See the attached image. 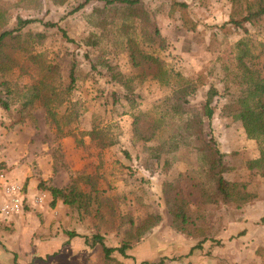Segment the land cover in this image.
<instances>
[{
    "label": "rangeland",
    "instance_id": "obj_1",
    "mask_svg": "<svg viewBox=\"0 0 264 264\" xmlns=\"http://www.w3.org/2000/svg\"><path fill=\"white\" fill-rule=\"evenodd\" d=\"M82 1L0 0V21L4 29L14 27L18 17L36 19L22 31L46 33L43 43H35L31 53L43 54L48 61L60 65L63 86L68 82L71 62L75 61L76 82L67 98L78 100L81 106L79 119L63 129L64 136L58 134L54 122L46 117L39 103L22 108V101H16L9 111H4L9 117L2 119L3 122H19L25 117L41 126L40 136L48 138L56 133L58 138H71L78 151L75 147L67 152L59 149L56 155L59 164L68 166V157L86 158L80 172L97 169L100 186L107 189L119 213L130 214L137 222L152 212L162 216V221L129 250V257L114 253L116 259L127 264L160 260L163 264H264V177L246 164L247 160L259 156L260 146L247 136L242 122L236 118L241 87L238 84L240 69L235 60V45L243 40L260 55L255 66L264 75V26H254L238 18L235 14L237 0H177L185 2L184 7H174L172 0L145 2L166 40V47L144 45V50L157 55L171 72L203 79L190 99L191 106L201 107L209 90L212 87L217 90L212 101L215 112L211 125L229 168L224 178L229 186L235 181H246L248 189L256 194L253 201L241 208L217 206L202 203L198 193L197 184L205 178L198 150L200 140L188 137L178 151L162 154L160 158L152 157L148 147L176 132L184 116L168 112L172 90L150 77L142 82L134 80L131 98L136 103L126 99V91L107 71L110 65L115 73L125 76L136 73L122 45L113 39L118 36L121 15L108 10L107 27H97L99 16L93 8L101 7L103 2L92 1L71 13ZM47 22L58 24L73 41L65 39L58 27H45ZM89 34L97 36V45L84 43ZM25 38L31 39L27 35ZM17 57L19 64L6 72L4 78L20 86L34 83L39 77L37 67L28 56L18 54ZM65 106L55 110L62 113ZM137 111L146 113L148 120L164 115L165 122L156 140L144 142L134 137L132 123ZM93 122L115 141L113 145L102 149L96 146L87 134ZM174 179L180 180L192 207L202 209L208 225L213 227V236L222 243L207 241L202 249L190 252L196 241L173 230L166 214L162 183ZM52 212L51 221L49 216L44 218L38 212H31L33 217L25 216L27 226L22 225L23 218L15 223L0 221V264H117L107 262L100 244L91 245L92 239L86 243L85 238L80 237L74 244L67 239L69 230L91 237L95 229H88L87 223L72 217L66 205ZM32 220L41 228L31 235ZM102 234L106 245L119 246L122 236L116 231H102ZM58 237H62L61 242L64 238V243H46ZM258 248L262 249L261 255L256 253Z\"/></svg>",
    "mask_w": 264,
    "mask_h": 264
},
{
    "label": "trees",
    "instance_id": "obj_2",
    "mask_svg": "<svg viewBox=\"0 0 264 264\" xmlns=\"http://www.w3.org/2000/svg\"><path fill=\"white\" fill-rule=\"evenodd\" d=\"M92 1L103 2L101 7L93 8V12L99 16L95 23L97 27L104 29L107 27L105 16L108 10L121 15L122 22L116 32L118 36L113 39L115 43L122 45L136 73L131 76H125L121 72L115 73L114 67L110 65L107 66V71L126 91L124 94L126 99L136 103L135 99L131 98L135 89L134 80L138 79L142 82L150 77L160 86L169 87L172 90L168 98L170 101L168 112L176 116H184L176 132L161 138L155 146L148 147L152 151V157L160 158L162 154L174 153L185 144L188 137H195L201 142L198 150L205 169L204 180L197 184L201 202L241 208L253 201L256 194L248 189L246 181H235L229 186L224 178V173L229 168L225 164V153L220 149L211 125L215 112L212 101L217 90L214 87L209 90V96L201 107L191 106L190 99L203 84V79L201 77L187 78L180 72H171L157 55L144 50V45L157 46L160 49L166 47V40L153 14L145 6L147 0H83L71 13L81 10ZM237 2L235 14L238 18L254 26H264V0H237ZM171 3L174 7L187 6L185 2L177 0H172ZM34 21H36L34 18L18 17L11 29H4V24L0 21V107L9 111L12 104L18 100L22 101V108L39 103L45 109L46 117L54 122L58 134L64 136L66 132L63 133V129L77 121L81 113L79 101L67 98L76 82V63L74 60L71 62L68 82L63 86L60 65L48 61L43 54L31 53L33 45L43 43L46 38L45 32L24 33L22 31ZM45 27H58L65 39L73 41L58 24L47 22ZM26 35L31 39L25 38ZM95 37L97 36L89 34L84 43L90 46L97 45L98 41ZM235 50V60L240 69L238 84L241 87V94L237 98L240 110L236 118L242 122L247 136L256 140L260 146L259 156L247 160L246 164L249 169L256 170L264 177V75L255 66V61L260 55L243 40L236 43ZM18 54L28 56L31 63L37 67L39 77L34 83L20 86L13 84L11 79L4 78L6 72L19 64ZM64 104L66 106L62 113L55 110L56 107ZM147 116L146 113L137 111L133 115L132 123L134 137L144 142L156 140L165 122L164 115L149 120ZM24 119L26 118L23 117L22 121ZM87 134L101 149L115 143L96 122L92 123ZM99 181L100 175L97 169H94L92 172L75 173L71 182L63 188L48 186L43 182L39 183V187L50 192L52 208L60 200L68 207L72 217L84 224L87 223L88 229H95L91 237L69 230L66 232L69 238L83 237L86 243L92 239L91 245L100 244L107 262L127 264L116 259L113 254L118 253L125 258L129 257V250L162 221V216L152 212L137 222L132 215L119 213L113 198L107 189L100 186ZM162 192L166 214L171 220L173 230L196 241L190 252L202 249L207 241L222 243L213 236V227L211 224L208 225L202 209L192 207L179 179L163 181ZM110 230L122 236L119 246H108L104 243L102 231ZM261 251L262 249L258 248L256 253L261 255ZM163 263V260H160L159 262L143 261L140 264Z\"/></svg>",
    "mask_w": 264,
    "mask_h": 264
},
{
    "label": "crops",
    "instance_id": "obj_3",
    "mask_svg": "<svg viewBox=\"0 0 264 264\" xmlns=\"http://www.w3.org/2000/svg\"><path fill=\"white\" fill-rule=\"evenodd\" d=\"M4 111L0 107V171L7 172L23 188V208L10 217L8 222H20L23 218L21 223L24 225L27 221L25 216L33 217L31 212H38L44 218L49 216L48 219L51 221L52 211L64 208V204L58 200L54 208L50 207L51 194L49 191L40 188L39 183L43 182L45 185L60 188L66 187L71 181V175L84 169L86 158L68 157L70 158L67 163L68 166L59 164L56 159L59 149H62V152H67L68 149L74 147L77 149L78 146L74 140L69 137L58 138L56 133H52V137L49 136L48 138L40 136L41 126L33 124L27 118L19 122H3L9 117L4 114ZM0 196L3 197L1 189ZM0 221L2 222L1 219ZM32 226L34 230H31V235L41 228V225L36 226L34 224V220H32ZM61 238H54L46 243H64V238L62 239L63 242L60 241ZM67 239L74 244L81 238Z\"/></svg>",
    "mask_w": 264,
    "mask_h": 264
},
{
    "label": "built area",
    "instance_id": "obj_4",
    "mask_svg": "<svg viewBox=\"0 0 264 264\" xmlns=\"http://www.w3.org/2000/svg\"><path fill=\"white\" fill-rule=\"evenodd\" d=\"M0 219L9 220L23 208L22 185L13 180L7 172L0 171Z\"/></svg>",
    "mask_w": 264,
    "mask_h": 264
}]
</instances>
